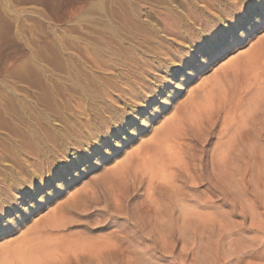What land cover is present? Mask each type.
Here are the masks:
<instances>
[{
  "label": "bare ground",
  "instance_id": "bare-ground-1",
  "mask_svg": "<svg viewBox=\"0 0 264 264\" xmlns=\"http://www.w3.org/2000/svg\"><path fill=\"white\" fill-rule=\"evenodd\" d=\"M79 17L82 27L92 25V35L83 32L75 43L70 35L74 26L68 24L67 39L48 44L52 58L61 54L63 75L48 74L44 107L37 102L2 107V123L11 126L0 132V233L6 235L19 224L25 225L23 221L43 203L54 204L42 225L36 221L22 238L0 250V264L47 263L51 247L62 248L61 242L60 246L56 243L63 236L53 229L64 227L68 214L99 199L108 207H128V199L137 197L144 186L152 202L159 199L160 190L170 192L167 198L173 201L177 193L171 191L181 176L196 180L189 168H210L216 158L228 164L242 136L238 121L231 116L249 103L257 104V114L251 110L254 117L263 107L264 0H98L80 10ZM249 42L253 44L245 54L227 57L226 65L219 67L224 71L217 68L223 72L219 79L211 77L212 82L218 80L217 85H212L210 72L205 80L211 83L201 80L202 72L215 65L211 64L215 56ZM72 46L80 50L78 54L65 51ZM204 102H209V110ZM204 109L207 115L203 118ZM188 117L201 120L197 131H188L195 121L186 124ZM232 120L239 132L230 128ZM154 122L152 144L138 147L123 159L117 157L114 166L106 161ZM257 123L251 136L262 141L264 149L262 126L256 129ZM218 126L216 146L208 160L202 156L204 143ZM5 160H12L11 168L2 163ZM96 168L108 169L76 183L79 187L62 200L67 186ZM137 168H147L142 172L147 180L137 179L138 173L132 176L131 170ZM176 197L181 208L191 207L188 212L180 211L184 221L193 214L208 215L201 199L192 197L189 202L188 197ZM167 226L170 235L175 233L174 225Z\"/></svg>",
  "mask_w": 264,
  "mask_h": 264
},
{
  "label": "rangeland",
  "instance_id": "rangeland-1",
  "mask_svg": "<svg viewBox=\"0 0 264 264\" xmlns=\"http://www.w3.org/2000/svg\"><path fill=\"white\" fill-rule=\"evenodd\" d=\"M96 1L98 0H0V101L3 100L0 102V132L8 131L5 129H9L11 126L9 123H7L9 126L2 123L3 108L12 107L13 104L21 102H37L40 108L44 107V99H48V74L53 72L63 75V67L59 61L61 54L52 58L48 44L52 40L59 42L67 39L66 27L68 24L74 26L70 35L75 43L80 41L81 33L87 32L88 35L92 25L88 24L90 27L86 26L87 28L82 27L79 12L84 7H92ZM238 44L240 43L238 42ZM250 44L253 43L249 42V44L234 49L236 45L228 52L225 51L222 55L215 56L211 62L215 65L211 69L204 70L202 75L210 72L209 78L212 82L213 75L215 78L222 75L223 72L219 71L221 70L219 67L226 65L224 63L229 59L227 57L235 58L236 55L245 54L244 52H247ZM73 46L70 49L66 48L65 51L73 52L74 55L78 54L80 50ZM241 52L243 53L241 54ZM212 70L213 73L214 71L216 73H211ZM207 74L204 76L206 78L201 75L202 81L207 79ZM216 81L218 80L216 79ZM216 81H213L212 85ZM183 93L185 90L181 92V94ZM11 94H14L13 98ZM39 100H42V103ZM205 102L203 104L207 108L209 102L206 104ZM204 105L201 106L204 107ZM256 105L249 103L246 105L247 108L242 109L241 114L238 112L240 116L237 115L238 113L231 116L238 122L230 121V128H236L233 125L236 126L237 123L240 135L242 133V140L240 139L238 142V149L232 152L229 157L228 164H222L217 160L219 158H216L210 161V168H189V173L191 174L192 171L196 180H189V182L181 176L176 189L171 191V194L177 193L176 196L181 198L188 197L189 202L201 199L209 212L206 217L198 213L200 216L193 214L189 218L186 217L184 221V216L181 217L180 211L183 213L182 209L185 205H182L181 208L180 204L176 203L178 197L174 196L175 201L174 198L173 201L169 200L167 197H170V192L160 190L157 192L160 197L157 198L161 201L157 199L159 201L155 202L161 206L155 205L156 203L152 202V199H147L144 186L137 192V197L128 199V207L124 205V208L116 209L113 204L109 207L104 205L102 199L95 200L96 202L92 206L82 207L68 214L70 220L68 218L63 220L64 227L53 229L58 230L60 236H63L56 243L60 246L58 243L61 242L62 248L57 251L58 246H55V249L51 247L50 251L53 253L48 254V262L45 264H264V149L262 141L256 142L250 131L253 130V124H256L257 121V125L254 126L257 129L261 124L260 132L262 131L261 134L264 136V102L258 116L254 117L253 114L258 112L254 111ZM206 110H209V107ZM197 111L196 113L199 114L200 111ZM203 111L200 113L201 115L206 113L205 109ZM205 115L207 113L202 117ZM236 116L238 117L236 118ZM202 117L201 120L204 118ZM189 118H187L186 124L188 121L191 123L195 120H190L192 117ZM205 119L207 120L206 117ZM163 120L165 121V119ZM159 121H162V118L158 120V126L161 123ZM197 121L195 120L193 125L189 124L192 126H188L190 130L187 128L190 133L201 126L200 121H198L197 127L195 126ZM155 123L138 132L133 141L125 143L115 155L106 161L114 166L119 161L117 157L123 159L136 151L138 147L151 143L150 139L155 136L153 130L157 127ZM239 129L236 128L238 132ZM142 132H146V136L141 137ZM218 132L219 126L215 131L213 130L210 140L208 139L204 143L205 152L202 153V156L205 154L208 160L212 155V150L215 149ZM5 161L2 163L6 165V168H11L12 160ZM18 168L20 167L18 166ZM98 169L81 176L70 185L75 184L74 188L70 189V186H67L64 191L66 196L64 195L62 200L69 197L70 192L75 191L83 181L90 180L95 172L99 174L101 170L108 168ZM137 169L131 170L132 176L138 173L137 179L143 176L147 180V175L142 173L147 171V168ZM135 182L138 183V180ZM76 183L79 184L77 187ZM144 184L146 186L147 182L144 181ZM57 197L54 198L57 199ZM51 204L53 205L54 202L40 205L35 210L36 212H31L23 221L25 225L19 224V227L11 233L8 232L6 235L0 233V250L2 251L7 247V244L17 238H22L21 234L26 232L28 227H33L36 221V225H42L49 217ZM185 209V212H188L191 207L188 206ZM158 215L164 218L160 220L161 217L159 218ZM26 223L32 225L29 226ZM167 224L176 227L175 233L170 235V232L167 231ZM84 236L87 238L81 239Z\"/></svg>",
  "mask_w": 264,
  "mask_h": 264
}]
</instances>
